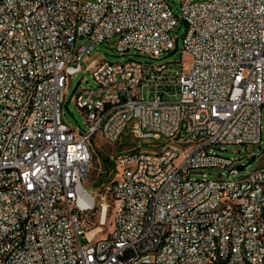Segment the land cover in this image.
<instances>
[{
  "label": "built area",
  "instance_id": "2783aa9c",
  "mask_svg": "<svg viewBox=\"0 0 264 264\" xmlns=\"http://www.w3.org/2000/svg\"><path fill=\"white\" fill-rule=\"evenodd\" d=\"M180 22V59L88 63L95 85L73 98L87 129L68 124V78L95 45L157 59ZM263 117L264 0H180L179 15L168 0H0V264H264V164L233 178L244 165L214 151L260 160ZM133 118L160 141L120 145L113 178L89 186L92 137L117 144Z\"/></svg>",
  "mask_w": 264,
  "mask_h": 264
},
{
  "label": "rangeland",
  "instance_id": "374dc122",
  "mask_svg": "<svg viewBox=\"0 0 264 264\" xmlns=\"http://www.w3.org/2000/svg\"><path fill=\"white\" fill-rule=\"evenodd\" d=\"M168 1L170 3L173 13L175 15H179L180 0H168ZM195 1H206V0H195ZM184 29H185V24L183 22H180L173 30L170 31L169 35L175 40L176 50L171 53L161 54L158 56L159 58L157 59L148 58L147 56H144L139 53H136L135 55L132 56L121 55L117 53L116 50L112 47V43L116 39L115 37L110 39L108 42H102L101 44L95 45L91 50L90 54L85 55V58H83L82 70L72 75L70 78H68L67 86L65 90V96H64V104H63V112L68 124L71 127H74L81 132L87 129V124L85 123L83 112L77 108L73 98L75 96L76 88H78L79 86L87 87V86L95 85L91 72L85 70L86 65L88 63H91L94 60L99 61L101 59H106L108 61H124L127 58H134L141 61L143 60L166 61V60L180 59L181 54L179 50L182 45V35ZM85 41H86L85 38H81L77 40L76 44L78 45L84 43ZM184 61H189V58H185ZM134 122H135L134 118L128 122L126 132L122 135L119 143L117 144L114 145L107 144L106 140L104 139L101 140L99 138V135L92 137L91 144L94 149V153L92 160V169L90 173V180L87 182L89 186L90 184L92 185L94 182L97 183L99 181L101 183L103 181L113 178V173H112L113 170L110 169L111 168L110 161L109 159H105V158H107L110 154H113L118 150H120L119 147L120 145H122L123 147H128L133 144H140L145 146L149 142L160 141V140H153L151 138L139 139L135 137L134 134L130 131V128L133 126ZM262 134L264 136V117L262 119ZM148 150H151V148H148ZM214 151H216V153L222 156L231 159H239L236 162V165L238 164L244 165L243 168L238 169V173L235 174L233 178L240 177L245 172L251 170L258 164H264V154L260 157V160L247 158L248 154L245 150V147L242 145L228 144L225 146V150H221L220 148H214ZM105 161L107 162L106 165H104ZM203 173H205V177L210 178L213 175H217L221 173V170L217 168H207L203 170ZM224 175L229 176L227 172H225ZM194 176L196 178L203 177V175L199 172Z\"/></svg>",
  "mask_w": 264,
  "mask_h": 264
},
{
  "label": "bare ground",
  "instance_id": "6f19581e",
  "mask_svg": "<svg viewBox=\"0 0 264 264\" xmlns=\"http://www.w3.org/2000/svg\"><path fill=\"white\" fill-rule=\"evenodd\" d=\"M262 191H264V181L262 183ZM256 193V184L247 183L241 188V195L244 197H252ZM230 207V199H221L220 203L211 205L206 208H200V216L212 217L219 216L225 208ZM237 217H245V208H237ZM75 250H82V242H75ZM140 262V254L129 255L121 262L116 264H134Z\"/></svg>",
  "mask_w": 264,
  "mask_h": 264
},
{
  "label": "trees",
  "instance_id": "16d2710c",
  "mask_svg": "<svg viewBox=\"0 0 264 264\" xmlns=\"http://www.w3.org/2000/svg\"><path fill=\"white\" fill-rule=\"evenodd\" d=\"M105 159H107V158H105ZM106 163H107V162L105 161V162H104V165H106Z\"/></svg>",
  "mask_w": 264,
  "mask_h": 264
}]
</instances>
